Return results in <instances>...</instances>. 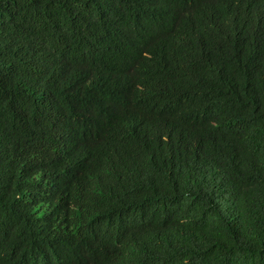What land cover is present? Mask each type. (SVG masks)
<instances>
[{
  "label": "trees",
  "instance_id": "trees-1",
  "mask_svg": "<svg viewBox=\"0 0 264 264\" xmlns=\"http://www.w3.org/2000/svg\"><path fill=\"white\" fill-rule=\"evenodd\" d=\"M0 264H264V0H0Z\"/></svg>",
  "mask_w": 264,
  "mask_h": 264
}]
</instances>
